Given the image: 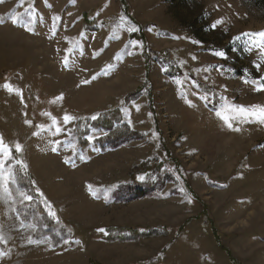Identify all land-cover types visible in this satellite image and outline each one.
<instances>
[{
	"label": "rangeland",
	"instance_id": "374dc122",
	"mask_svg": "<svg viewBox=\"0 0 264 264\" xmlns=\"http://www.w3.org/2000/svg\"><path fill=\"white\" fill-rule=\"evenodd\" d=\"M85 14L98 31L86 30ZM0 18V136L22 145L17 159L49 217L72 234L57 248L34 237L35 224L16 211L27 201L14 173L13 195L0 189V264H229L208 221L241 264H264V124L233 121V131L216 115L227 105L264 106V57L258 38L244 35L264 31V6L2 0ZM118 107L140 141L101 152L94 141L104 133L91 130L87 152L71 143L78 120ZM65 114L75 119L64 123ZM111 227L169 235L109 243Z\"/></svg>",
	"mask_w": 264,
	"mask_h": 264
},
{
	"label": "trees",
	"instance_id": "16d2710c",
	"mask_svg": "<svg viewBox=\"0 0 264 264\" xmlns=\"http://www.w3.org/2000/svg\"><path fill=\"white\" fill-rule=\"evenodd\" d=\"M257 5L264 6V0H253ZM85 26L87 31H98L95 20L90 19L87 14L84 16ZM166 59V58H163ZM168 61V60H165ZM144 95L143 91H138L131 95V98L125 101L126 104L131 103ZM124 107H118L109 112L100 114L96 119L90 121L89 119H80L77 122L75 130L71 133L70 141L74 145H78V149L87 152L90 147L88 142V134L91 130L96 132H103L104 135L96 139L95 144L99 147L101 152L117 150L131 141L138 140L144 137V133L135 131L128 124L127 116L124 113ZM142 140V139H141ZM16 159L18 155L14 154ZM176 165L175 160H171ZM179 167V166H177ZM15 174L17 177V184L20 189L33 195L34 199L31 202H25L19 205L16 209L18 215L24 223H34L36 231L34 237L38 240L48 238L52 247L57 248L60 244L71 239L70 231L62 226L60 222L49 217L46 210L45 198L37 192V187L33 182L32 176L25 172L20 166H16ZM145 194L144 192L140 193ZM194 196V194H193ZM195 197V196H194ZM196 198V197H195ZM211 228V233L216 241V244L226 252L229 259V264H241L238 259L226 248L223 241V234L217 227L208 221ZM106 236L104 240L109 243H127L140 242L142 239H150L153 237H166L169 235V228L163 227L158 229H133V228H118L111 227L105 230ZM92 264H99L96 261Z\"/></svg>",
	"mask_w": 264,
	"mask_h": 264
},
{
	"label": "snow or ice",
	"instance_id": "6c2138e0",
	"mask_svg": "<svg viewBox=\"0 0 264 264\" xmlns=\"http://www.w3.org/2000/svg\"><path fill=\"white\" fill-rule=\"evenodd\" d=\"M0 2H2V0H0ZM20 19L21 17H14L13 22L14 23L19 22ZM123 19L124 18L122 17L121 20ZM0 21H2V18H0ZM222 22L223 21H217L216 23H222ZM212 27L215 28L216 24H213ZM29 31H31V29H29ZM129 31H137V29L135 27H132L129 29ZM244 35L250 36L253 38H258L257 47L260 50L261 57H264V31L257 32V33H245ZM236 39H239V37H237ZM132 43L133 45L137 44L136 41H133ZM250 50L251 49H249V51ZM214 54L217 57L226 59L225 53L223 51H216ZM64 62L65 64H67L68 62L67 57H65ZM256 67L257 69H259L260 64H257ZM93 79H95V77H93ZM87 82L88 81H85V83ZM4 87L7 88L9 91H12V87L10 84H5ZM257 90L258 91L264 90V86H261V88H258ZM199 98L205 101H208L209 99L207 94L202 95ZM187 103L189 104V106H191V101H187ZM216 115L218 118H220L221 120L225 122L226 126L229 129H232L233 131H240L238 127H234L233 121H239L241 123L257 122L260 124H264V106L262 105H252V106H247V107L244 105H227L223 107L221 110H218L216 112ZM96 118H97L96 116L91 117V119H96ZM74 119L75 117L68 115V114H65L63 118L64 123H68ZM52 124L53 126H55L54 134L60 133L62 129L58 126L57 121L54 117L52 118ZM39 127L43 128L44 126L41 125ZM34 135H38V133H34ZM56 143L59 144L58 141ZM56 150H57L56 147L52 148L53 152H55ZM22 151H23V148L21 144L16 143L15 147L13 148L12 146L6 144L4 142L3 137L0 136V189H2L3 192L7 196L13 195V192L10 186L15 183L14 173H15L16 166H20L22 168L27 167V165L22 160L16 159L14 155V153H20ZM139 179L143 180L144 177L141 176L139 177ZM92 187H93L92 185H88V188L90 191L92 190ZM16 191L18 192L19 196L22 198V201L31 202L34 199L33 195H31L30 193L26 191H22L19 188H17ZM36 191L39 192V189H37ZM40 195L42 196L43 194L41 193ZM189 202L191 201L189 200ZM47 207L49 208V215L55 217L56 214L54 211H51V205H47ZM99 231L103 232L104 229H100ZM2 239L3 238L0 237V240ZM29 243H32V241L29 240ZM76 243H80V242L76 241Z\"/></svg>",
	"mask_w": 264,
	"mask_h": 264
}]
</instances>
